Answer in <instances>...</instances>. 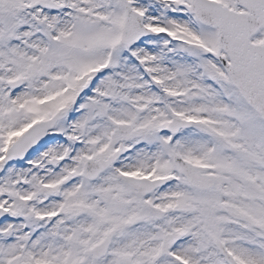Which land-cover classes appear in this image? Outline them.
Listing matches in <instances>:
<instances>
[{
  "label": "snow or ice",
  "instance_id": "obj_1",
  "mask_svg": "<svg viewBox=\"0 0 264 264\" xmlns=\"http://www.w3.org/2000/svg\"><path fill=\"white\" fill-rule=\"evenodd\" d=\"M0 264H264V0H0Z\"/></svg>",
  "mask_w": 264,
  "mask_h": 264
}]
</instances>
